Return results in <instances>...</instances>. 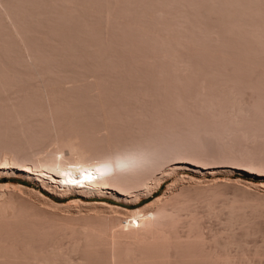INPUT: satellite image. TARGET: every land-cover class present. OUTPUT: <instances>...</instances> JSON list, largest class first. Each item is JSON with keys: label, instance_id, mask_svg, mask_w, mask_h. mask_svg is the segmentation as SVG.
Instances as JSON below:
<instances>
[{"label": "rangeland", "instance_id": "374dc122", "mask_svg": "<svg viewBox=\"0 0 264 264\" xmlns=\"http://www.w3.org/2000/svg\"><path fill=\"white\" fill-rule=\"evenodd\" d=\"M55 130L97 155L140 142L167 174L132 203L0 169V185L21 187L1 189L12 205L0 215V264H44L79 236L70 216H107L109 205L217 183L264 199V0H0V153L35 157ZM257 219L248 247L263 249Z\"/></svg>", "mask_w": 264, "mask_h": 264}, {"label": "bare ground", "instance_id": "6f19581e", "mask_svg": "<svg viewBox=\"0 0 264 264\" xmlns=\"http://www.w3.org/2000/svg\"><path fill=\"white\" fill-rule=\"evenodd\" d=\"M57 132L55 130L54 135ZM60 135L58 132V136ZM77 137L70 136L65 139L63 136L64 139H61L60 136L49 151H46L48 148L44 150L45 152L37 151L35 157L30 158V156L29 159L17 155L18 152L3 150L0 153V164L4 167L0 169H12L13 165H20L25 169L23 175L32 176V172L38 173L37 179L53 183L52 187L59 193L110 194L132 203L144 194L150 193L167 174L164 168L166 164L161 165L162 168L158 165L166 161H161L160 157L158 160L156 152L154 154L151 150L152 155L148 148L139 144L140 142L128 145L123 151L121 149L111 151L110 154L97 155L78 148L75 143ZM105 162L112 166L111 173L96 175L92 182H71L82 180L85 170L91 171ZM118 164H123L124 167L118 168ZM176 166L173 165L171 171ZM208 185L181 189L176 196L173 195L169 199L164 196L157 197L155 202L140 208L121 207V209L112 205L107 206L106 203L105 206L110 210L107 216L102 214V216L96 214V217L82 216V214L70 216L71 222L69 218L66 220L70 222L71 227L69 224L65 227L74 229L79 236L74 235L71 242L68 241L67 248L53 250L50 253L53 254V258L44 260V264L47 262L50 264L49 261H53L54 264H253L255 257L263 258L264 248L262 249L259 244L260 248L248 247L251 243L248 245L247 238L260 230L255 228L260 224L257 217L264 213V199L262 198V201L261 198L248 194L245 189L233 185L229 186L231 191L227 193V190L220 188L222 185L227 186L226 183ZM10 187L21 188L14 184L0 185L1 216L3 214L5 216V213L9 212L8 207L12 205L11 201L5 200L1 189L9 190ZM170 188L171 185L167 189L171 190ZM221 197L220 205L219 203V206L215 205ZM78 201L80 203L82 200L79 198L71 200L75 205ZM51 202L53 201L50 200ZM54 204L57 207L62 206V204ZM204 217L220 218L222 227L217 229V227L213 228L214 225H206ZM257 222L258 224L255 225L254 223ZM69 232V235H73L72 231ZM2 246L3 244L1 248ZM8 252L7 256L12 254L11 251ZM41 264H43L42 260Z\"/></svg>", "mask_w": 264, "mask_h": 264}, {"label": "snow or ice", "instance_id": "6c2138e0", "mask_svg": "<svg viewBox=\"0 0 264 264\" xmlns=\"http://www.w3.org/2000/svg\"><path fill=\"white\" fill-rule=\"evenodd\" d=\"M117 167L118 168H123L124 165L123 164H118ZM112 170H113L112 166L108 162H105V163H102V164L96 166L91 171L85 170V172L82 174V180H80V181L73 180L71 182L72 183H82V182H85V181L86 182H92L95 179L96 175H99V176L107 175V174L111 173ZM133 223H135V221H133Z\"/></svg>", "mask_w": 264, "mask_h": 264}, {"label": "trees", "instance_id": "16d2710c", "mask_svg": "<svg viewBox=\"0 0 264 264\" xmlns=\"http://www.w3.org/2000/svg\"><path fill=\"white\" fill-rule=\"evenodd\" d=\"M41 192L45 193V191L42 190V189H41ZM46 194H47V193H46ZM52 198H54L55 200H58L56 197H52Z\"/></svg>", "mask_w": 264, "mask_h": 264}]
</instances>
